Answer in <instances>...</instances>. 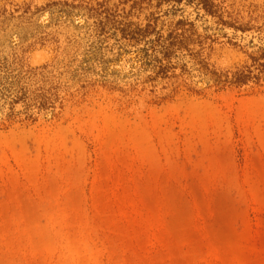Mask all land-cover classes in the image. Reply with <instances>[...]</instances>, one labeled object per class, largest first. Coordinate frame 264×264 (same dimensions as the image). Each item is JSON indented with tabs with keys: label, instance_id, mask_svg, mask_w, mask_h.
Here are the masks:
<instances>
[{
	"label": "rangeland",
	"instance_id": "obj_1",
	"mask_svg": "<svg viewBox=\"0 0 264 264\" xmlns=\"http://www.w3.org/2000/svg\"><path fill=\"white\" fill-rule=\"evenodd\" d=\"M0 264H264V0H0Z\"/></svg>",
	"mask_w": 264,
	"mask_h": 264
}]
</instances>
